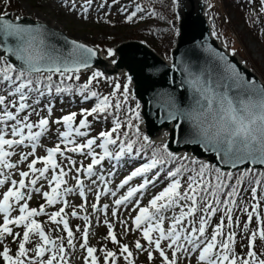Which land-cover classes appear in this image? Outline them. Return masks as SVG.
I'll return each instance as SVG.
<instances>
[{"label":"snow or ice","instance_id":"1","mask_svg":"<svg viewBox=\"0 0 264 264\" xmlns=\"http://www.w3.org/2000/svg\"><path fill=\"white\" fill-rule=\"evenodd\" d=\"M112 2L119 3V0ZM92 6L93 0H83L79 5L71 0L68 11L88 20ZM121 10L126 11V8ZM142 11L137 5L125 22H132ZM6 16L7 12L0 14V53H3L0 56V264H70L68 254L69 250L76 249L75 233H80L79 248L85 253L81 257L83 264H100L97 253L102 254L103 264H119L121 258L124 264H135L133 250L120 242L114 224L107 218L110 205L100 206L101 196L109 195L114 198L111 217L122 226L124 236L130 232L139 234L132 247L137 254H146L149 264H154V253L159 257V264H264V251L260 250L264 246V216L259 211L264 197H258L257 187H251L253 202L242 208L237 203L242 179L248 173L255 175L253 168H246L232 183V171L225 172L209 163L177 156L169 151L167 144L151 147L149 137L141 138L139 125L133 123L140 119L138 111L128 108L126 118H120L129 98L127 84L122 88L116 83L108 95H102L92 90L94 82L98 85L101 79H108L100 71H92L78 87L66 83L79 81L81 71L91 68L97 56L93 47L66 38L67 47H59L48 40L55 34L43 26L23 25L18 22L19 18L14 22ZM114 55L112 49H107V57ZM185 71L192 90V103L187 108L178 106L170 95L158 97V106L167 111L168 119L178 121L174 127L180 130L181 122H188L191 125L188 142L214 153L220 164L231 169L245 164L264 166V84L245 78L230 64L199 72L186 67ZM62 94L79 95L82 101L94 99L95 103L79 113L70 112L53 121L51 101L43 108L38 106L43 98ZM139 107L137 103L136 109ZM45 109L46 116H41ZM33 115L36 120L32 119ZM89 117L95 121L112 117L111 127L91 136ZM50 124L62 126L63 130L57 133L59 142L48 147L43 156H38L40 140L50 133ZM77 138L85 139L78 143ZM21 147L30 151L20 152L18 161L10 162L17 155L15 150ZM68 153L83 156L89 162L85 165L80 161L77 166V160ZM63 161L67 164L62 166ZM105 161L111 163L113 169L107 176ZM137 161L139 163L135 164ZM121 162H133L134 167L113 190L110 178L116 175L114 169L122 166ZM24 163L27 170H18ZM38 164L42 167H37ZM72 171L82 202L68 213L66 197L73 194L74 189L67 186L66 177ZM81 176L95 186L94 189L89 186V190L95 192L91 214L104 215L103 224L107 228L104 239L116 245L118 251L89 245L91 220ZM262 178L264 172L255 179V184H264ZM43 181L49 190L42 191ZM133 181H137L135 186L130 183ZM161 185L143 204L150 187L155 189ZM126 186V191L118 196ZM34 194L44 201L38 207L29 204ZM57 204L61 205L57 210L47 211ZM121 206L129 213L130 225L128 220L118 216ZM237 210L246 215L243 232L247 244L243 255L235 247L237 232L234 228L240 227L238 216L234 221ZM14 212L18 214L13 215ZM218 213L219 220L213 225ZM42 216L47 218L44 223L55 227L46 231L36 219ZM69 216L82 220L83 229L77 225L74 232ZM254 217L256 228L251 229ZM53 231L66 236L53 238ZM9 238L14 249L6 242Z\"/></svg>","mask_w":264,"mask_h":264},{"label":"water","instance_id":"2","mask_svg":"<svg viewBox=\"0 0 264 264\" xmlns=\"http://www.w3.org/2000/svg\"><path fill=\"white\" fill-rule=\"evenodd\" d=\"M175 21L171 26L175 31L169 59L162 58L145 41L128 40L117 44L111 49L115 55L107 57L93 45L68 35L41 19L30 16L14 17L7 12L6 19L33 27L40 25L54 33L48 40L59 47H67L64 39L76 40L88 47H93L97 56L93 58L90 69H83L80 74L100 71L112 81L124 76L129 89L128 101L139 103L137 111L140 119L137 121L141 136H148L151 144L168 145L169 151L177 156H186L199 162L209 163L212 167H220L222 171H232L234 174L244 173L246 168L253 172H264V166L245 164L236 169L220 164L212 152L205 151L197 144L189 143L191 125L181 122V129L174 127L178 121L168 119L167 111L158 106V97L167 94L175 98L177 105L187 108L192 103V90L188 85L187 67L192 72L226 64L235 67L247 79H253L264 84L261 77L235 51H229L221 42L216 27L208 19L209 6L207 0H172ZM59 38V39H58ZM3 53H0L2 56ZM223 57V59H221ZM14 60V57L12 58ZM115 60L116 63H112ZM18 63V62H17ZM130 78V82H129Z\"/></svg>","mask_w":264,"mask_h":264},{"label":"rangeland","instance_id":"3","mask_svg":"<svg viewBox=\"0 0 264 264\" xmlns=\"http://www.w3.org/2000/svg\"><path fill=\"white\" fill-rule=\"evenodd\" d=\"M136 0H119V3L113 4L112 0H93V6L89 11V18L88 20H82L78 18L76 12H69L68 11V6L71 3V0H0V2H4L5 4L9 3L14 5L15 7L18 8L20 11L19 13H15L18 16L22 15H27L31 16L35 19H41L44 21H50L55 24L58 28H61L63 31H65L68 35L83 40L85 42H88L90 44H99L101 43V47L104 49H109L113 45H115L113 39L117 38L119 41H122L126 38H129L131 32L136 29H142L143 24L140 23V26H136L133 23H126V17L131 14V10H129L130 6H133L132 2ZM83 0H76L77 5L82 3ZM101 4H105L103 8L100 7ZM108 5H111V7H108ZM126 11H122L121 9H125ZM77 11H79V8H77ZM134 11V10H133ZM14 13V11H12ZM129 13V14H128ZM232 17V27L234 28V31L239 32L241 37L240 43L243 45V50H244V56L243 58L245 59L246 63L248 66H250L252 69H254L264 80V59L262 58L261 55V49L260 46L256 43H254L251 38L247 35L244 34V29L242 27V24L236 25L233 20V16L229 15ZM49 22V23H50ZM232 48L233 50L238 49V42H232ZM103 51L105 52V50ZM105 54V53H103ZM82 79L86 78L87 74L82 75ZM83 80L81 81L80 84H83ZM116 83H120L121 86L124 85V80H116L114 82V86ZM78 84V86L80 85ZM101 88L104 91V94H109L112 90L108 85L101 86ZM47 104V103H46ZM44 105L38 106V108H43ZM60 108H55L53 109V115L51 117V120H57V111ZM41 112V116H46V109ZM63 112V111H61ZM67 113V112H64ZM33 120H36L37 117L33 115L32 117ZM92 122V121H90ZM134 122V121H133ZM51 131L50 133L46 134L43 136L40 140V146L37 149V155L38 156H43L46 153V149L48 147H53L55 146L56 143L59 142L58 139V131H62L63 128L61 125L57 124H50ZM105 130V128L101 124H94L92 125L90 129V135L95 136L97 135L99 131ZM84 138L82 139H77V142H82ZM17 152V155H14L11 158L10 162H17L19 159V153L20 152H27L30 151V149L27 148H17L15 150ZM99 151V149H97ZM67 155H70L73 159L77 160V166H79L80 161H83V163L86 165L89 161L85 159L83 156H79L77 154H72L68 153ZM59 159V158H58ZM29 160H31V157H29ZM139 163V161H138ZM135 163V164H138ZM67 161L62 162V166L66 165ZM128 165L122 163V166H120L118 169H114L116 172V175L111 179L112 183L110 184V187L115 190L116 184L120 182L126 176L130 170L134 167V164L132 162L127 163ZM37 167H42V165L38 164ZM104 174L107 176V172L111 169V163L105 161L104 162ZM18 170H27V164H21L19 165ZM67 170V168H66ZM14 172L17 170H13ZM49 177L51 173L48 174ZM75 175V172H69L67 179V186L68 187H73L74 192L73 194H69L66 199L69 202V207L66 209V212L70 213L72 209L76 206H78L82 201L81 198L79 197L78 194V189H75V180L72 179V177ZM13 178L18 179V176H14ZM81 179L84 180L85 184V191L87 195V211L88 214H90V220H91V227H90V236H89V245L100 248L101 246H106L108 250L112 251H118L117 246L113 245L110 241L104 239V237L107 234V228L103 224V220L105 219L104 215L102 213H96V214H91V204L95 201V192L89 190V186H91V182L87 179H84L83 176H81ZM95 179V177L93 178ZM44 183V188L42 191H47L49 190L47 187L46 181H43ZM132 186H135L137 181L130 182ZM39 186V185H38ZM102 187V185H100ZM93 189L95 186H91ZM160 187H157L155 189H150L145 195L144 200L142 201L143 204L147 203V200L151 197L154 192H158L160 190ZM127 189V186L125 189H122L120 193H118V196L123 194ZM114 198H112L110 195L109 196H101L100 199V206L103 204H109V210H108V219L110 222L114 224V231L117 234L118 239H120L121 243L128 244L131 250H133L134 255H135V264H149L146 258V254H137L135 252V249L133 246L134 241L139 238L138 233H133L130 232L127 236L123 235V229L122 226L116 221L113 220L111 217V210H112V201ZM44 203L42 197L40 195H33V199L29 202L30 207H38L39 204ZM61 205L57 204L53 207L47 208L48 212H52L57 210ZM78 210V209H77ZM261 212V211H260ZM18 214L17 212H14L13 215ZM85 213H79V215H84ZM132 216L135 215V213H131ZM262 216H264V213H261ZM118 216L120 219H126L128 220L129 225L131 224V219L129 216L128 211L124 209L123 206H121V209L118 212ZM240 216V215H239ZM38 222L42 223V226L45 228L47 231L49 227H55L51 226L47 223H44L46 221V217H37L36 218ZM69 225L75 232V228L77 225L80 226L81 230L83 229L84 222L80 219H74L71 216H69ZM255 225L251 226V229H255ZM17 231H20L17 229ZM211 229L209 230V232ZM60 235H65L62 232L58 231H53L52 232V237L56 238L57 236ZM10 239L8 242V246L12 247L13 249L15 248V245L10 243ZM81 242L80 240V233H75V240L74 243L76 244V249L75 251L69 250L68 258L70 260V264H83L81 257L85 254L83 250L79 248V243ZM142 243H144L142 241ZM65 244H66V239H65ZM34 245H29V247H32ZM241 248V253L244 254L246 253V248L240 246ZM239 250V247L236 248V251ZM261 251H264L262 248ZM98 256H100V264H103V259H102V254L97 253ZM119 264H124L123 259L121 258L119 260ZM154 264H159V257L157 254L154 253Z\"/></svg>","mask_w":264,"mask_h":264},{"label":"trees","instance_id":"4","mask_svg":"<svg viewBox=\"0 0 264 264\" xmlns=\"http://www.w3.org/2000/svg\"><path fill=\"white\" fill-rule=\"evenodd\" d=\"M136 3L143 8V11L139 12L133 19L134 24H136V26H140L139 21H143L145 24L150 25H146V27L141 30H133L128 39L144 40L161 56L167 58L173 37V31L169 25L170 21L174 18L172 0H137ZM210 6L211 9L209 17L217 26L218 32L224 44H226L229 48L232 47L233 43L228 38V32L231 30L232 24L222 23L221 18L223 15H232L234 23L236 25L242 24L244 34H247L254 43L260 46L261 55L264 59V33L262 32L264 30V3H262V0H210ZM253 7L258 8L254 10ZM12 10L15 11V13L20 12L18 8L12 4L0 2V13ZM113 41L119 42L117 38H114ZM96 46L104 49L101 47V43ZM104 50L107 51V49ZM78 82L79 81H66V83L71 84L74 87H77ZM99 87L100 85H95L94 83L92 90L100 93L101 90ZM75 96L81 97L79 95ZM128 108L134 109L132 104H125L120 113V118L122 120L126 118L125 113ZM108 119L111 120L112 117H109ZM151 147L157 146L151 145ZM148 154H151L150 149ZM236 177L238 176H234L232 183L236 181ZM240 214V227L234 228L237 232L238 242L246 240L244 239L245 234L243 232V223L246 220V215L241 211ZM219 215L220 214L218 213L215 217L217 222L219 220Z\"/></svg>","mask_w":264,"mask_h":264},{"label":"bare ground","instance_id":"5","mask_svg":"<svg viewBox=\"0 0 264 264\" xmlns=\"http://www.w3.org/2000/svg\"><path fill=\"white\" fill-rule=\"evenodd\" d=\"M44 21V20H43ZM46 22V21H45ZM50 22V21H49ZM48 21H47V23H49ZM49 24H51V25H53V26H55V24L53 23V22H50ZM55 27H57V26H55ZM58 28V27H57Z\"/></svg>","mask_w":264,"mask_h":264}]
</instances>
